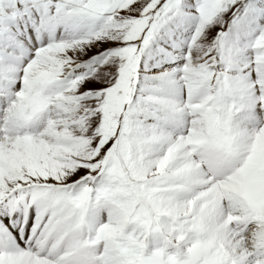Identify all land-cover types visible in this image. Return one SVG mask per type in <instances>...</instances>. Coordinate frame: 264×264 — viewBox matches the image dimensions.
Masks as SVG:
<instances>
[{"label": "snow or ice", "instance_id": "1", "mask_svg": "<svg viewBox=\"0 0 264 264\" xmlns=\"http://www.w3.org/2000/svg\"><path fill=\"white\" fill-rule=\"evenodd\" d=\"M0 264H264V0H0Z\"/></svg>", "mask_w": 264, "mask_h": 264}]
</instances>
